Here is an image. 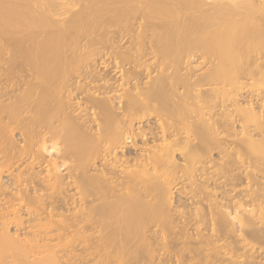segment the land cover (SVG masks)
Wrapping results in <instances>:
<instances>
[{
	"label": "bare ground",
	"instance_id": "obj_1",
	"mask_svg": "<svg viewBox=\"0 0 264 264\" xmlns=\"http://www.w3.org/2000/svg\"><path fill=\"white\" fill-rule=\"evenodd\" d=\"M0 264H264V0H0Z\"/></svg>",
	"mask_w": 264,
	"mask_h": 264
},
{
	"label": "rangeland",
	"instance_id": "obj_2",
	"mask_svg": "<svg viewBox=\"0 0 264 264\" xmlns=\"http://www.w3.org/2000/svg\"><path fill=\"white\" fill-rule=\"evenodd\" d=\"M2 176V181H7L8 182V177L7 175H1Z\"/></svg>",
	"mask_w": 264,
	"mask_h": 264
}]
</instances>
